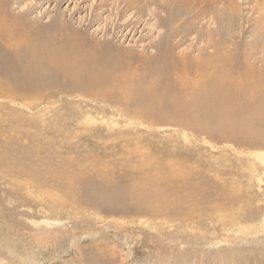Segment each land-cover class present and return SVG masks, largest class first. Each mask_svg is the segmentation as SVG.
Wrapping results in <instances>:
<instances>
[{
    "label": "rangeland",
    "instance_id": "rangeland-1",
    "mask_svg": "<svg viewBox=\"0 0 264 264\" xmlns=\"http://www.w3.org/2000/svg\"><path fill=\"white\" fill-rule=\"evenodd\" d=\"M0 264H264V0H0Z\"/></svg>",
    "mask_w": 264,
    "mask_h": 264
},
{
    "label": "bare ground",
    "instance_id": "bare-ground-1",
    "mask_svg": "<svg viewBox=\"0 0 264 264\" xmlns=\"http://www.w3.org/2000/svg\"><path fill=\"white\" fill-rule=\"evenodd\" d=\"M194 1H195V0H194ZM184 2H185V1H184ZM201 6H202V5H201ZM191 8H192V7H191ZM197 12H198V11H197ZM200 13H201V12H200ZM200 13H199V14H200ZM262 15H263V14H262ZM201 76H202V75H201Z\"/></svg>",
    "mask_w": 264,
    "mask_h": 264
}]
</instances>
